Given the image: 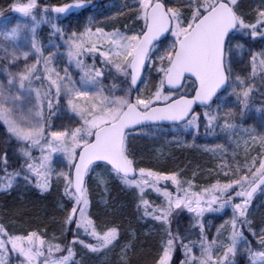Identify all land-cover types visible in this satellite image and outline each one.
Instances as JSON below:
<instances>
[{
    "label": "snow or ice",
    "instance_id": "obj_1",
    "mask_svg": "<svg viewBox=\"0 0 264 264\" xmlns=\"http://www.w3.org/2000/svg\"><path fill=\"white\" fill-rule=\"evenodd\" d=\"M90 3H13L24 22L0 34L15 41L31 33V51L5 47L0 57L10 61L0 68V193L11 197L22 185L38 200L55 197L34 227H17L31 216L23 199L0 214V264H89L94 257H103L99 264H237L240 255L264 264V215H254L264 207V132L244 126L257 74L264 85V47L253 50L264 42V0L254 8L244 0H133L124 5L123 28L111 30L93 27L91 17L65 30L48 16ZM42 23L51 24L63 53L44 54ZM57 55L66 59L63 74ZM244 55L250 75L235 71ZM21 56L23 68L11 71ZM228 96L236 107L224 106ZM61 109L67 123L57 127ZM256 111L264 114V106ZM165 124L225 139L205 149L221 161L207 185L184 178L187 169L164 168L172 157L155 150L151 166H142L132 133ZM113 185L126 200L111 198ZM224 216L213 234L208 218Z\"/></svg>",
    "mask_w": 264,
    "mask_h": 264
},
{
    "label": "rangeland",
    "instance_id": "obj_2",
    "mask_svg": "<svg viewBox=\"0 0 264 264\" xmlns=\"http://www.w3.org/2000/svg\"><path fill=\"white\" fill-rule=\"evenodd\" d=\"M56 2V3H55ZM48 5V8L51 9L54 6L64 5L62 3H58L55 1ZM75 2V0H74ZM133 0H91V3L88 5L87 10L83 9H74L68 13L57 14L49 11L48 16L52 20V22L57 23L60 27H63L65 30H73L78 27L82 28L85 24H87L88 18L91 17L94 20L93 27L95 26H104L106 30H111L113 27L123 28L124 24L128 19V10L124 7L125 4H131ZM246 6L256 7L261 3V0H244ZM72 4V3H65ZM44 7H40L43 9ZM3 3L0 1V34L8 31L11 27H13L16 23L24 22V18L21 14L16 13L11 9V5L3 10ZM123 11V15H118L119 12ZM131 26V25H129ZM52 29L51 24L42 23L37 28V39L42 44L44 48V54L48 55L50 51H59L63 53L65 51L63 47V42L59 40L57 37H52L50 35ZM51 41V43H50ZM31 33L22 32L20 38L18 40H5L3 35H0V57L4 56L3 48L7 47L9 51L15 50L17 53H22L24 51H31ZM54 45H60L57 49ZM261 47H264V42L256 41L253 42V50H259ZM247 51V50H246ZM29 63L34 62V57H29ZM88 63H91V58L88 59ZM10 61H5L0 59V68H2L5 64H9ZM53 64L57 69L61 70V74H63L62 69L67 66L66 59L64 56L57 55ZM249 60L246 55L242 57H237V61L235 64V71L238 74L250 75V69H248ZM24 66L23 57L14 64H11L10 70L15 72L21 70ZM41 65V71H42ZM70 71L75 75L77 81L79 80V73L74 69L70 68ZM5 76L3 73H0V81L4 80ZM104 83L110 84L111 81L106 77ZM255 89L252 93L251 100V110L244 118V126L245 127H255L257 132H264V114L258 113L256 111L257 108H261L264 106V85L260 83V76L257 74V77L254 81ZM37 86H39V82H37ZM143 87V85H141ZM225 107H236V100L233 96H228L226 100L223 101ZM61 105H63V101H61ZM53 123L59 127L61 124L67 123L66 118L64 117L63 111L58 113L55 117H53ZM131 143L138 153V148L140 144L145 146H151V149L146 152V158L144 159V164L142 166H151L150 158L152 157L153 150H155L156 155H160L163 153V156H167L168 154L175 152L177 150L188 151L192 158L190 165L185 168L184 178L192 177L194 175V184L198 186H205L209 182L213 180L216 176V172L219 170V166L221 161L214 156L212 152L206 151V148H213L216 144L226 143L225 139L222 136H210L205 135L203 127L200 129L199 135H195L191 130L189 131H178L169 128H144L137 132L132 133ZM258 146V145H257ZM233 145H229V158H231ZM240 152L241 158H243V148L238 149ZM10 156H12L10 149ZM151 156H150V155ZM252 154H255L253 151ZM218 155V154H217ZM163 159V157H161ZM2 159V157H0ZM9 165L11 170L16 165L15 157H12L9 160ZM3 165L0 164V168ZM184 170V169H181ZM3 179L2 173H0V180ZM119 188V187H118ZM120 189V188H119ZM2 194V193H0ZM102 194V190L95 191L93 197L95 200L100 198ZM111 194V191H110ZM13 199H25L29 197L37 198V196L33 193L26 192L21 185V187L14 192L11 196ZM55 199V197H50L48 200ZM115 199V198H114ZM255 203H259L256 201ZM93 211H97L93 209ZM229 214H230V210ZM257 217V220L260 216L264 215V207H258L254 213ZM229 217L224 216L222 219L216 217H209L208 219L212 225V232L215 233V228L218 227L223 220H227ZM18 228H27L20 227ZM247 234V233H246ZM251 238V237H250ZM112 259H115L113 254H109ZM77 260L80 259V256L77 255ZM103 257L92 258L89 264H99V261L102 260ZM15 264V260L13 261ZM237 264H248V261L243 255L237 257Z\"/></svg>",
    "mask_w": 264,
    "mask_h": 264
},
{
    "label": "trees",
    "instance_id": "obj_3",
    "mask_svg": "<svg viewBox=\"0 0 264 264\" xmlns=\"http://www.w3.org/2000/svg\"><path fill=\"white\" fill-rule=\"evenodd\" d=\"M3 3V7L7 9L11 4L13 3H27L28 0H0ZM58 0H37L38 4L40 7H45ZM74 3V0H59L58 3ZM56 3V2H55ZM151 149V146H148L147 144L145 146H142L140 144L138 148V156H142L143 158H146V155L149 150ZM150 155V154H149ZM151 156V155H150ZM167 156H171L172 159L169 160L165 165H163L164 168L167 170L171 171L177 167H180L181 169L187 168L190 163H191V156L188 151H181L177 150L175 152H172L168 154ZM111 198H115L116 200H126L127 197L124 192H122L118 187L115 185L112 186L111 188ZM24 204L28 209H31V216H25L23 217V223H21L19 220L17 221V226L20 227H30V226H35L33 223L34 218L39 215V216H44L45 212L51 213L52 211V200H46V201H41L38 200L37 198L34 197H27L23 200ZM18 204V200L13 199V197H8L4 195L3 193L0 194V214L3 212H6L8 209H11L15 207ZM38 223V221L36 222ZM140 239L143 241L144 236L141 234ZM151 243V241H149ZM148 249H144V255L147 256Z\"/></svg>",
    "mask_w": 264,
    "mask_h": 264
},
{
    "label": "water",
    "instance_id": "obj_4",
    "mask_svg": "<svg viewBox=\"0 0 264 264\" xmlns=\"http://www.w3.org/2000/svg\"><path fill=\"white\" fill-rule=\"evenodd\" d=\"M163 126H170V125H168V124H165V125H163Z\"/></svg>",
    "mask_w": 264,
    "mask_h": 264
}]
</instances>
